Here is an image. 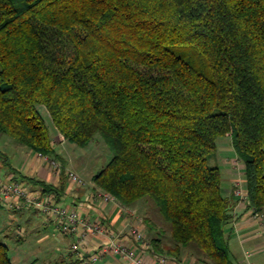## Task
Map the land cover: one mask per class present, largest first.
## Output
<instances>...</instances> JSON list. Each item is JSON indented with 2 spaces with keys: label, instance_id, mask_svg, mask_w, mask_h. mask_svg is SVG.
Masks as SVG:
<instances>
[{
  "label": "trees",
  "instance_id": "trees-1",
  "mask_svg": "<svg viewBox=\"0 0 264 264\" xmlns=\"http://www.w3.org/2000/svg\"><path fill=\"white\" fill-rule=\"evenodd\" d=\"M46 115L78 148L103 139L93 185L123 207L152 200L173 242L153 239L158 254L235 264L209 159L230 135L264 212V0H0V135L58 162Z\"/></svg>",
  "mask_w": 264,
  "mask_h": 264
},
{
  "label": "crops",
  "instance_id": "crops-1",
  "mask_svg": "<svg viewBox=\"0 0 264 264\" xmlns=\"http://www.w3.org/2000/svg\"><path fill=\"white\" fill-rule=\"evenodd\" d=\"M54 136L52 129L51 140ZM5 142L3 145L9 147V151L0 152V159L4 156L0 160V171L4 177L0 179V182L20 183L31 197L38 198L42 194L51 195L58 207L65 208L69 213L76 212L81 218H86L90 222H99L103 226L105 234H88L83 240L85 253L97 255V260L93 264H129L110 252L102 253L103 247L112 241L140 253L149 264H157L156 257L160 254L156 252L157 248L152 240L162 234L161 228L148 217L140 214L136 205L123 208L113 198L110 201H105L104 193L93 185V175L82 176L72 164V160H67L64 157L65 146L59 143L55 144L52 140L53 147L59 155L57 161L61 164V170L56 174L49 163L38 154L26 147L13 146L9 141ZM68 172L77 174L84 184L80 186L70 181ZM243 184L242 190L246 192L245 183ZM234 186L235 182L225 190L227 196L230 197L233 216L226 229L231 257L235 264H264V220L254 218L252 210L248 208L247 201L236 195ZM0 206L4 207L1 203ZM20 206L19 209L13 210L5 208L15 215H21L27 211L40 215L41 220L36 226V230L44 233L50 230L54 238L58 236L62 238L60 242H55L53 245L56 248L53 260H47L45 264H73L76 262L69 251L70 245L77 240L75 233L74 235L56 233L55 221H46L45 217L37 210L27 208L26 202L23 200ZM123 209L132 212L134 218L127 217ZM131 225L142 231L145 246H141V243L136 241ZM80 230L81 227H78L77 231ZM18 234L23 241L24 231L18 230ZM47 238L48 235H44L38 241L43 242ZM165 257L169 259V264H199L190 252H183L179 259L167 255Z\"/></svg>",
  "mask_w": 264,
  "mask_h": 264
},
{
  "label": "rangeland",
  "instance_id": "rangeland-1",
  "mask_svg": "<svg viewBox=\"0 0 264 264\" xmlns=\"http://www.w3.org/2000/svg\"><path fill=\"white\" fill-rule=\"evenodd\" d=\"M46 118L48 125L51 126V130L53 129L55 134L52 140L55 144L59 143L66 147L63 153L64 157L67 160H72V164L82 176H94L111 160L112 153L99 135L96 136L88 147L83 149L78 148L73 144L67 143L62 135L56 132L55 128L52 127L48 115H46ZM5 141H9L13 146L17 145L10 137L0 135L1 153L9 151V147L3 145V143H6ZM209 165L218 166L221 169L222 188L224 191L228 186L231 187L234 185L235 182V193L238 191H241L243 194L246 193L242 190V184L245 183L243 176L244 167L234 152L230 135H226L217 140V151L215 156L209 159ZM3 178L0 171V179ZM237 196L241 197V195ZM245 198L247 199V197ZM136 206L140 214L148 217L161 228L164 242L168 245L173 244L170 225L162 219L158 208L152 200L145 198L139 201ZM252 212L253 216L256 214L262 215L261 219L264 220V213L254 212L253 210ZM40 220L41 216L38 214L27 211L23 212L21 215H15L10 213L5 207L0 206V240L8 247L12 264H45L47 260H53L56 253V248L55 246L53 247V245L55 242H60L62 238L60 236L54 238L50 230L46 233L38 232L36 226ZM18 230L24 231L22 242H20L21 239L19 238L20 235L18 234ZM44 235H48L47 240L39 242L38 240Z\"/></svg>",
  "mask_w": 264,
  "mask_h": 264
},
{
  "label": "built area",
  "instance_id": "built-area-1",
  "mask_svg": "<svg viewBox=\"0 0 264 264\" xmlns=\"http://www.w3.org/2000/svg\"><path fill=\"white\" fill-rule=\"evenodd\" d=\"M41 157V155H39ZM44 158L50 165L51 169L57 174L60 171V165L58 162L49 161L46 157ZM68 178L73 183L82 186L84 183L81 178L73 173L68 172ZM241 195L242 198L247 200L246 193L243 194L241 191L236 193ZM105 201L112 200V197L103 194ZM26 202V207L37 210L41 213L46 221H55V232H62L66 234L75 233L78 240L75 244L71 245V251L73 253L74 259L79 262V264H93L97 260V255H87L85 253V248L83 246V240L88 234L103 235L105 234V229L99 222H90L86 218H81L76 212H68L63 207H58L55 200L51 195L42 194L38 198L31 197L27 190L20 184L16 182H0V203L6 207L8 210L19 209L20 203ZM124 208V207H123ZM127 217L134 218V214L127 209H123ZM262 215L256 214L254 218L262 220ZM78 227H81L80 231H77ZM132 227V233L135 236L137 242L141 243V246H145L144 235L141 230L137 227ZM112 253L119 256L123 260L127 261L129 264H149L144 256L140 253L135 252V250L128 249L117 243L109 242L102 249V253ZM157 264H169V259L163 256L156 257ZM252 264V263H247Z\"/></svg>",
  "mask_w": 264,
  "mask_h": 264
}]
</instances>
